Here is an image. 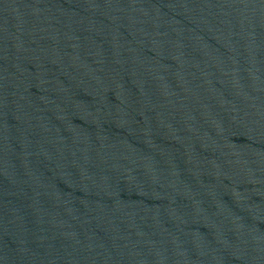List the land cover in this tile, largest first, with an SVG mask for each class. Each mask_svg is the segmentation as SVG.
<instances>
[{
  "label": "water",
  "instance_id": "water-1",
  "mask_svg": "<svg viewBox=\"0 0 264 264\" xmlns=\"http://www.w3.org/2000/svg\"><path fill=\"white\" fill-rule=\"evenodd\" d=\"M0 264H264V0H0Z\"/></svg>",
  "mask_w": 264,
  "mask_h": 264
}]
</instances>
